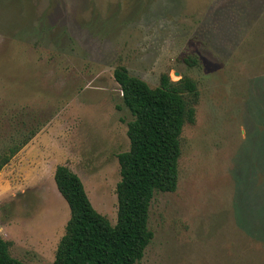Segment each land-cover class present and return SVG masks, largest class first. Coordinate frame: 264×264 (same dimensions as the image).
I'll return each instance as SVG.
<instances>
[{
	"label": "rangeland",
	"instance_id": "rangeland-1",
	"mask_svg": "<svg viewBox=\"0 0 264 264\" xmlns=\"http://www.w3.org/2000/svg\"><path fill=\"white\" fill-rule=\"evenodd\" d=\"M120 66L200 91L178 189L155 195L137 264H264V0H0V156L29 142L0 171L11 255L53 264L70 219L60 165L116 224L133 120Z\"/></svg>",
	"mask_w": 264,
	"mask_h": 264
},
{
	"label": "trees",
	"instance_id": "trees-1",
	"mask_svg": "<svg viewBox=\"0 0 264 264\" xmlns=\"http://www.w3.org/2000/svg\"><path fill=\"white\" fill-rule=\"evenodd\" d=\"M186 61L198 64L194 59ZM114 78L133 116L127 132L130 149L118 156L117 222L113 225L96 210L76 173L66 165L58 166L54 178L69 206L70 219L53 264L139 263L154 239L149 217L155 195L178 189L181 136L185 126L196 121L197 82L190 77L173 82L164 74L159 86L151 88L123 66L116 68ZM28 143L25 140L0 156V171ZM11 246L0 235V264H28L11 255Z\"/></svg>",
	"mask_w": 264,
	"mask_h": 264
},
{
	"label": "water",
	"instance_id": "water-1",
	"mask_svg": "<svg viewBox=\"0 0 264 264\" xmlns=\"http://www.w3.org/2000/svg\"><path fill=\"white\" fill-rule=\"evenodd\" d=\"M177 76H179L180 74L179 73H176Z\"/></svg>",
	"mask_w": 264,
	"mask_h": 264
}]
</instances>
